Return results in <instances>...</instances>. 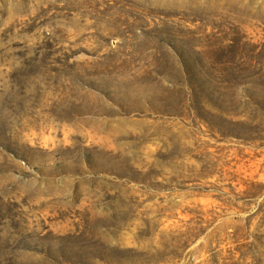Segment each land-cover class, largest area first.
Returning <instances> with one entry per match:
<instances>
[{
	"label": "rangeland",
	"instance_id": "obj_1",
	"mask_svg": "<svg viewBox=\"0 0 264 264\" xmlns=\"http://www.w3.org/2000/svg\"><path fill=\"white\" fill-rule=\"evenodd\" d=\"M0 264H264V0H0Z\"/></svg>",
	"mask_w": 264,
	"mask_h": 264
},
{
	"label": "trees",
	"instance_id": "obj_2",
	"mask_svg": "<svg viewBox=\"0 0 264 264\" xmlns=\"http://www.w3.org/2000/svg\"><path fill=\"white\" fill-rule=\"evenodd\" d=\"M188 83H189V88H190V91L192 92V94L195 96V99H197V97H200L199 96V87H198V80H188Z\"/></svg>",
	"mask_w": 264,
	"mask_h": 264
}]
</instances>
